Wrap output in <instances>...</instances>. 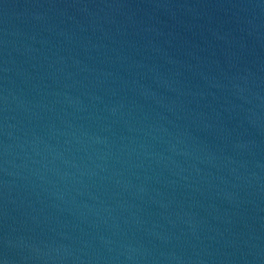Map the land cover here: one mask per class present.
Here are the masks:
<instances>
[{
  "label": "water",
  "instance_id": "water-1",
  "mask_svg": "<svg viewBox=\"0 0 264 264\" xmlns=\"http://www.w3.org/2000/svg\"><path fill=\"white\" fill-rule=\"evenodd\" d=\"M0 264H264V0H0Z\"/></svg>",
  "mask_w": 264,
  "mask_h": 264
}]
</instances>
